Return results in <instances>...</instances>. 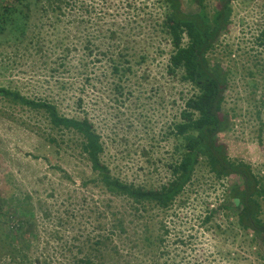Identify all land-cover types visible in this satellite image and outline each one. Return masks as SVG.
<instances>
[{
    "label": "rangeland",
    "instance_id": "obj_1",
    "mask_svg": "<svg viewBox=\"0 0 264 264\" xmlns=\"http://www.w3.org/2000/svg\"><path fill=\"white\" fill-rule=\"evenodd\" d=\"M8 1L0 0V5ZM76 1L82 3L83 10L95 9L99 21L108 19L111 24L110 18H102L106 11L113 14L116 9L121 14L118 19L123 20L128 5V16L132 17L137 4L144 0ZM145 1L149 5L153 2ZM197 2L181 0L183 11L196 12ZM204 3L209 10L219 5L218 0H204ZM110 4L112 9L107 10ZM230 6L232 13L227 30L219 36L209 54L211 63L228 74L224 102L228 128L219 137L231 158L243 160L255 172H261L264 169V40L261 41L260 33L264 30V0H232ZM48 17L50 14L32 13L23 43L0 41V87L31 99L53 100L63 115L87 116L103 144L101 160L113 177L146 188L159 187L168 179L167 167L173 160L175 140L167 133L178 119L182 99L190 90L165 72L170 46L156 35L145 39L143 32L136 33L142 36V45L136 47L142 49L147 45L149 59L134 66L133 74L124 83L126 94L121 98L115 92L104 62L94 65L92 58H87L90 62L88 81H85L86 76L78 75L81 69L78 61L83 59V52L71 51L69 34L72 30L66 23L67 17L60 18V33L55 30V35L50 23L54 19ZM39 19H42V27H39ZM142 19L139 18V25ZM94 26L99 27L96 23ZM142 27H145L144 22ZM38 34L44 37L39 42L41 52L32 43ZM49 39L51 43L47 42ZM72 44L79 49L77 41ZM25 47L31 49L27 54L23 51ZM160 52L162 56L156 54ZM66 53L68 56L62 61ZM77 97L82 99L80 109L74 104ZM48 133L50 128L43 113L0 99V198L10 200L13 206L29 196L38 225L49 231L53 225H59L57 221L62 217V225H69L63 241H73L78 235L81 239L76 243H81L87 235H96L92 231L97 225L94 222L96 211L105 209L107 217L113 211L128 214L127 203L111 200L93 184L87 191L78 187L83 179L93 177L89 163L81 154L78 137L71 132H57L55 138L60 145L57 149L46 145ZM64 173L70 175L71 181ZM232 182L236 179L215 181L204 169L198 170L192 186L185 192L183 204L176 203L165 215L166 225H180L176 231L195 233V238L189 241L197 250L214 251L215 245L223 250L225 244L220 239L223 236L214 238L205 230V225H235L234 218H226L220 208L225 204L227 184ZM45 211L49 214L48 220L43 218ZM210 212H214L211 222L202 224L204 216ZM261 218L264 220V199L261 200ZM127 221L126 225L132 227V219L129 217ZM248 260L253 262L252 257ZM4 263L5 259L0 258V264Z\"/></svg>",
    "mask_w": 264,
    "mask_h": 264
},
{
    "label": "trees",
    "instance_id": "obj_2",
    "mask_svg": "<svg viewBox=\"0 0 264 264\" xmlns=\"http://www.w3.org/2000/svg\"><path fill=\"white\" fill-rule=\"evenodd\" d=\"M218 2L216 8L209 10L204 0H198L199 9L189 13L183 11L181 0H153L151 5L144 0L137 4L132 17L128 16V5L123 20L118 19L121 14L116 9L113 14L106 11L102 18H110L111 24L108 19L99 21L95 9L83 10L82 3L76 0H9L0 5V41L3 43L24 42L33 12L42 16L50 14L48 18L54 19L50 22L53 35L55 30L60 33V18L67 17L66 23L72 30L69 34L71 51L83 52V59L78 61L81 68L78 75L86 76L85 81H88L90 62L87 58H92L94 65L104 62L115 92L121 98L126 94L124 83L133 74L134 66L149 59L147 45L142 49L136 47L142 45L141 32L145 39L156 35L170 46L165 72L190 89L182 99L178 119L167 133L175 140L173 160L167 167L169 177L159 187L146 188L112 176L101 160L104 148L100 136L87 116H66L53 100L31 99L0 87V99L43 113L50 128L46 145L59 148L55 138L59 131L76 135L93 176L83 179L78 187L87 191L93 184L104 196L126 202L129 211L128 214L113 211L110 217L105 209L96 211L94 222L97 225L92 227L95 236L87 235L81 243H76L81 238L75 235L73 241L64 242L69 225H62V217L57 221L59 225L46 231L35 220V208L29 204V196L13 206L10 200L0 198V258L5 259L4 264H264V220L261 218L264 169L255 172L249 163L231 158L219 137L228 128L224 114L228 74L211 63L209 54L219 36L227 30L232 0ZM111 9L112 4L107 10ZM86 15L88 17L84 18ZM139 18L144 20L140 25ZM38 21L42 27V19ZM95 23L99 27L94 26ZM260 37L264 40V30ZM42 39L39 34L31 39L38 52L42 51L39 44ZM75 41L79 49L72 44ZM23 51L27 54L31 49L25 47ZM156 54L162 56L163 52ZM67 56L66 53L62 61ZM74 104L76 109L82 108V99L77 97ZM200 169L215 181L236 179L227 184L225 204L220 207L226 218H234L235 225H205V230L214 238L223 236L220 238L225 244L223 250L217 245L214 251L197 250L189 241L195 238V233L176 231L180 225H166L164 220L176 203L183 204L185 192ZM64 176L71 181L70 175L64 173ZM213 216L214 212L206 214L202 224L211 222ZM129 217L132 227L126 225ZM43 218L50 219L46 211ZM249 257L253 262H249Z\"/></svg>",
    "mask_w": 264,
    "mask_h": 264
}]
</instances>
